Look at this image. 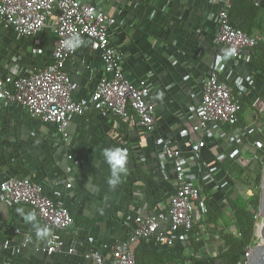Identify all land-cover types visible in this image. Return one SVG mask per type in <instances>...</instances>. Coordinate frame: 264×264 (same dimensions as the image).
<instances>
[{
	"label": "crops",
	"instance_id": "1",
	"mask_svg": "<svg viewBox=\"0 0 264 264\" xmlns=\"http://www.w3.org/2000/svg\"><path fill=\"white\" fill-rule=\"evenodd\" d=\"M90 1L107 13L119 16L120 24L113 28L112 41L124 52L121 66L125 75L132 79H149L155 106V128L148 131L134 116L123 120L112 114L88 110L72 119L69 137L65 140L55 124L43 122L21 107H8L0 101V183L12 177L31 176L43 184L57 202L71 209L76 223L79 218V224L65 234L68 242L77 244L78 253L48 255L42 249L45 240H38L34 226L25 222L16 211L18 207L26 213L35 210L27 205L12 204L0 190V248L16 229L31 233V244L25 248L13 245L4 250L0 264H96L85 256L90 249L111 259L114 244L126 239L129 232L123 221L163 208L176 187L173 163L160 159L156 137L170 139L175 147L188 154L191 144L200 137L195 126L202 100L201 83L219 55L226 53L215 43L216 25L210 19L209 3L190 4L189 0ZM145 22L146 28L143 27ZM3 37L0 44L11 49L10 52L0 50V64L6 67L5 71L0 69V73L8 72L15 64L35 69L38 63L51 60L56 39L55 24L50 22L47 29L33 39L21 40L23 49L19 43L10 46L9 37ZM90 45L89 40L83 42L68 62V70L76 83L74 96L80 99L89 98L103 70L102 60L93 53ZM14 49L20 53L15 55ZM21 54L33 60L23 64ZM89 65L97 69L95 78L90 77ZM247 73L246 65L230 62L223 78L234 81ZM249 118L250 110L246 121ZM204 137L208 147L201 151L200 160L188 164L189 174L201 171L206 163H213L214 155L220 150L236 151L233 145L228 148L226 141H214L207 133ZM112 146L125 148L128 152V174L115 188L107 183L110 171L101 155L104 148ZM43 149L49 152L39 154ZM218 165L214 184L205 185L196 179L202 190L201 200L196 205V232L173 247L158 244L153 238L144 239L137 248V253L146 260L143 264H178L180 256L194 253V245L199 248L201 264L215 263L211 258L226 248L219 239L218 228L227 221L233 229V217L227 210L225 221L204 224L205 210L207 205L212 209L227 205L223 190L231 193L232 185L240 189L239 183L232 181L220 162ZM139 168L156 181H143ZM68 183L72 186L68 187ZM204 186H209L207 194L203 192ZM88 218H103V221L85 227L83 224ZM156 253L164 255L159 262Z\"/></svg>",
	"mask_w": 264,
	"mask_h": 264
},
{
	"label": "built area",
	"instance_id": "2",
	"mask_svg": "<svg viewBox=\"0 0 264 264\" xmlns=\"http://www.w3.org/2000/svg\"><path fill=\"white\" fill-rule=\"evenodd\" d=\"M122 2L123 0H117ZM206 1L210 5V19L216 25L215 43L226 50L219 55L210 73L201 83L202 100L197 110L195 126L199 138L190 146L189 154L175 147L170 139L156 137L159 157L173 163L176 187L168 204L151 214H137L125 223L129 227L126 239L117 240L112 258L90 249L85 256L96 264H138L137 248L141 241L153 238L158 244L173 247L190 238L195 227L196 205L201 200L202 190L196 179L205 185L216 182L219 162L231 156L246 167L250 173L260 172L264 166V100L258 95L264 83L251 65L253 49L264 40L234 25L231 20L233 0H189L190 4ZM262 5L264 6V0ZM54 21L56 39L51 60L44 66L25 69L15 64L13 69L0 73V101L8 107H21L27 114L43 122L53 123L67 140L69 125L76 116L88 110L112 114L123 120L138 119L139 124L152 131L156 125L152 89L147 77L132 79L125 75L121 62L124 52L112 41L113 28L120 24L117 14L107 13L90 0H0V23L5 30H14L20 40L33 39L45 31ZM78 36L83 42L89 40L91 50L103 62V70L95 82L88 99L74 96L76 83L68 62L78 48L70 50L65 41ZM39 47H36V50ZM41 50L40 48L38 49ZM235 62L246 65L249 73L234 81L223 78L227 64ZM90 77L95 78L97 69L88 66ZM250 98V118L241 124L243 100ZM209 134L214 141H226L236 151L220 150L213 163H206L199 172L189 174L190 162L200 160L201 151L208 147L204 137ZM257 172V173H258ZM68 187L72 184L68 183ZM249 187V186H248ZM4 198L15 205L30 206L37 213L42 226L48 225L52 235L45 240L42 249L48 254L78 253L76 243L68 242L65 234L75 226L71 209L57 202L43 184L31 176L8 178L0 183ZM249 199L254 191L247 189ZM255 213V236L237 264H245L253 247L261 239V215ZM165 224L166 227H162ZM231 229L237 232L236 226ZM21 238V239H20ZM17 243V244H15ZM31 244V233L16 229L0 248V260L4 250L15 245L19 248ZM182 264H201L186 259Z\"/></svg>",
	"mask_w": 264,
	"mask_h": 264
},
{
	"label": "trees",
	"instance_id": "3",
	"mask_svg": "<svg viewBox=\"0 0 264 264\" xmlns=\"http://www.w3.org/2000/svg\"><path fill=\"white\" fill-rule=\"evenodd\" d=\"M231 20L236 27L261 38V36L264 35V6L262 5V1L233 0V5L231 8ZM5 32L7 33V30H5ZM3 36H5L4 32ZM0 42H2L1 39ZM20 44L21 42H19L18 45ZM19 53L20 52L17 49L14 50L15 55ZM38 64L39 65H37L36 68L44 66L46 63ZM251 65L259 73V78L264 83V40L262 39L259 40L258 45L253 49ZM0 69L5 71V65L0 64ZM25 69L28 68L26 67ZM258 95L264 100V89L263 91L259 92ZM250 107H252L251 99L245 98L243 100V108L241 112V124H245L247 122L246 114L250 110ZM220 165L222 169L230 175L233 182L239 183L240 185L245 184L251 187L254 191L253 195L247 199L238 191H234V193H228L227 191L223 190L227 200V205H219L216 209H212L209 205H207L205 210V218L203 220L204 224H218L219 221H225L226 211L230 210L233 217V224L236 226L237 232L235 233L231 231V223H228L227 221L220 228H218L219 239L225 244L226 248L211 259L215 261L214 264H232L233 262L231 259H237L241 257L247 247L253 242L255 236L256 218L253 209H259L262 170L253 177L251 175L252 173H250L246 167L242 166L231 156L220 162ZM24 168L26 169L25 166ZM139 173L141 174V179L145 182L156 181L154 178H151L142 168H139ZM208 187L204 186V194L208 193ZM102 219L103 218H88L86 220L87 222L83 225L85 227H89L97 221H103ZM78 221L79 218H77V223L75 221V225L79 224ZM123 223L125 224V221H123ZM197 226L195 224L193 233L196 232ZM199 253V248L194 245V253L189 256H180L178 264H182L188 258L200 262V257L198 256ZM136 257L138 264H143L144 261H146L144 256L140 255L139 252L137 253ZM155 257L158 258L157 262H159L163 259L164 255L156 253Z\"/></svg>",
	"mask_w": 264,
	"mask_h": 264
},
{
	"label": "clouds",
	"instance_id": "4",
	"mask_svg": "<svg viewBox=\"0 0 264 264\" xmlns=\"http://www.w3.org/2000/svg\"><path fill=\"white\" fill-rule=\"evenodd\" d=\"M82 43L83 41L78 36H74L65 41V47L70 50H74L80 47ZM101 155L110 171L107 183L111 188H115L128 174V152L125 148L112 146L104 148ZM16 211L23 216L25 222L31 223L34 226L35 234L38 240H47L52 235V229L48 225H40L35 211L26 213L23 208L19 207Z\"/></svg>",
	"mask_w": 264,
	"mask_h": 264
},
{
	"label": "rangeland",
	"instance_id": "5",
	"mask_svg": "<svg viewBox=\"0 0 264 264\" xmlns=\"http://www.w3.org/2000/svg\"><path fill=\"white\" fill-rule=\"evenodd\" d=\"M146 23V22H145ZM146 26H147V23L145 24V25H143V27H145L146 28ZM3 32L5 33V36H8L9 37V40L7 41L8 43H10V46L13 44V43H15V44H17V43H19V37H18V35L14 32V30H12V29H10V30H8V33H6L5 32V26H4V24L3 23H0V39L2 40V39H4L5 37H3ZM23 41V40H22ZM3 42V41H2ZM20 42H21V40H20ZM1 46H0V50L2 51V52H10V49H11V47H9V46H7V45H5L4 43H3V45H2V43L0 44ZM25 45H28L29 46V44H25ZM18 46V45H17ZM20 46V49H23L22 47H21V45H19ZM14 50H16V49H14ZM23 52V55H24V51H22ZM27 53H29V52H27ZM30 54H34V53H30ZM22 55V54H21ZM23 55H22V57H21V61H22V63L23 64H27V63H29V62H31L32 60H33V58L32 57H29V58H24L23 57ZM47 142H48V139L46 140ZM37 143V142H36ZM39 143V142H38ZM40 144H42V142L40 143ZM45 149H43V150H41V152H39V154H47L48 152H47V150H46V152L44 151ZM257 170H254V171H252V176L254 177V176H256L257 175ZM239 182V181H238ZM239 188L240 189H235V187L232 185V188L230 189V191L231 192H233L234 193V191L236 190H238V192L239 193H241V194H243L242 196H244L245 198H246V196H248L247 195V189L249 188L247 185H245V184H239ZM115 221V220H114ZM116 222V221H115ZM236 260V259H235ZM233 263L232 264H237L238 263V261H232Z\"/></svg>",
	"mask_w": 264,
	"mask_h": 264
},
{
	"label": "water",
	"instance_id": "6",
	"mask_svg": "<svg viewBox=\"0 0 264 264\" xmlns=\"http://www.w3.org/2000/svg\"><path fill=\"white\" fill-rule=\"evenodd\" d=\"M259 213L261 215V239L259 244L253 247L251 258L245 264H264V166L262 169V181L260 191Z\"/></svg>",
	"mask_w": 264,
	"mask_h": 264
}]
</instances>
